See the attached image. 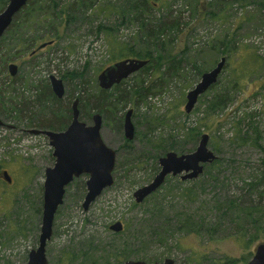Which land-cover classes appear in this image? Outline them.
<instances>
[{
  "label": "rangeland",
  "instance_id": "1",
  "mask_svg": "<svg viewBox=\"0 0 264 264\" xmlns=\"http://www.w3.org/2000/svg\"><path fill=\"white\" fill-rule=\"evenodd\" d=\"M80 1L41 2L43 15L35 11L37 24L29 30L30 38L50 30L46 23L54 12L72 5L78 9L69 15L70 21L63 17L60 37L32 61L12 50L7 34L0 39V58L11 56L8 64L18 69L11 88L29 103L22 119L0 113V120L11 126L0 127V173L7 172L11 179L7 183L0 177V264H26L29 252L37 247L44 170L54 164L48 139L28 131L41 130L40 118L57 110L50 103H34L32 86L43 87L45 81L49 86L50 75L63 82L59 115L84 94L89 102L79 107L80 118L90 124V116L97 112L92 99L99 90L98 74L119 60L138 59L118 57L120 45L152 50L154 59L176 56L175 66L170 68L167 61L150 72L138 71L108 91L100 136L116 153L113 185L87 211L81 208L85 177L66 187L45 248L48 264H115L110 247L125 240L134 252L131 260L147 264L165 259L173 264H246L256 245L264 243V0H166L174 11L171 17L181 20L180 29H169L160 38L164 48L154 47L153 37L129 24L126 0H84L86 7L78 6ZM159 1L150 2L161 9ZM159 12L154 8L153 22L148 23L165 20L168 10ZM23 30L28 31L17 28L16 39ZM106 33L115 38L116 47H110ZM221 58L225 63L215 86L186 114L187 93ZM76 72L83 75H68ZM5 75L7 70L0 79ZM6 88L9 92L10 84ZM223 98L225 105L218 102ZM129 110L134 128L130 141L122 128ZM192 129L197 139L187 138ZM203 134L208 135L207 147L217 162L204 165L202 174L192 180L168 176L155 193L135 204L134 191L159 171L155 146L172 137L178 145L169 152L189 154ZM116 221L127 228L118 237L108 229Z\"/></svg>",
  "mask_w": 264,
  "mask_h": 264
},
{
  "label": "water",
  "instance_id": "2",
  "mask_svg": "<svg viewBox=\"0 0 264 264\" xmlns=\"http://www.w3.org/2000/svg\"><path fill=\"white\" fill-rule=\"evenodd\" d=\"M29 0H8L5 8L0 12V38L9 27L12 18ZM49 43L40 44L37 50L44 48ZM225 59L221 58L216 66L203 73L199 82L186 95L184 111L189 114L197 102L199 96L204 94L217 81ZM147 61L128 58L117 61L104 68L97 76L98 86L102 90H109L113 85H118L130 75L141 70ZM10 77H14L17 66L8 65ZM50 90L57 99H62L65 93L63 82L53 75L48 77ZM71 120L65 130L54 132L49 130H29L30 135H43L49 141L52 149V157L55 159L53 167L44 171L41 225L37 247L28 254L26 264H48L45 256L47 242L51 238L52 223L57 208L63 202L65 187L81 175H87L86 195L82 202V209L86 211L89 205L101 194L102 190L110 187L113 183L111 172L115 164L116 153L105 145L100 136L101 116H92V125H87L79 120L78 100L71 104ZM131 111L124 117L123 133L127 140H132L134 128L131 123ZM5 125L0 120V127ZM209 137L206 134L200 136L196 149L189 154L177 155L167 152L158 159L159 172L152 181L137 189L133 196L137 203L155 192L164 182L166 176L172 174L181 176V181L192 180L202 174L203 166L212 163L216 156L208 149ZM0 177L7 183L11 182L7 172L2 171ZM122 229L120 222L110 226V230L119 232ZM172 259H165L161 263L173 264ZM122 264H147L143 261H127ZM246 264H264V243L256 245L252 258Z\"/></svg>",
  "mask_w": 264,
  "mask_h": 264
},
{
  "label": "trees",
  "instance_id": "3",
  "mask_svg": "<svg viewBox=\"0 0 264 264\" xmlns=\"http://www.w3.org/2000/svg\"><path fill=\"white\" fill-rule=\"evenodd\" d=\"M8 0H0V12L4 9V7L6 6ZM35 1V2H34ZM57 0H29L26 4V6L24 8H22L15 16L13 19L12 24L10 25V27L7 29V31L5 32V34H7L9 41L13 42V48L12 50H14L17 54L19 53H23L26 54V59H28L29 61H32L33 59H36L38 57V53L40 52H35L32 55L31 52L33 50H35V48L37 47L36 44L37 43H44V42H52V44L50 46H52L54 44V40L60 37L61 34V30L58 28V25L60 23L64 22V16L66 15V22L70 21L69 15H73L74 16V10L78 7L72 5L70 7H63V10H61L60 12H57L54 14H51L50 18V22L46 23L48 28L50 29L49 31L46 32V34H44L43 36L40 37H29V30L31 28H33V25H36L37 23H34L33 21V15L35 14L36 10H39L41 12V14L43 15V4L41 2H45V3H52L55 4ZM151 0H126V10L128 12V16H126L125 18H127L129 24L135 25L137 26L140 30H143L146 32V34L149 37H153L154 43L153 46L155 47L156 44L159 45V47L164 48V44L161 43L160 38L169 30L171 29V31L173 30H177L180 29L179 26V21L180 16L172 18L171 14L174 13V11H172L171 8H168L167 3H164L166 0H160V8L159 9L157 7V5L152 4L150 2ZM57 4V3H56ZM78 6H83L86 7L84 0H81L78 4ZM91 6V4H90ZM112 6L109 5L107 8H111ZM154 8H156V13H160L159 10L162 9H166L168 10V12L166 13V19L165 20H157V24H152V23H148V22H153L151 20L152 17V13L154 11ZM159 9V10H158ZM56 11V10H54ZM113 11L115 13V11ZM58 18H57V17ZM21 17V18H20ZM124 17V16H123ZM32 18V22H30ZM46 17H43V19ZM24 21V22H23ZM45 24V25H46ZM20 27H25L26 29H28V31L23 30V32L20 34V36L17 35V39L15 38L16 36V30L17 28L19 29ZM36 27V26H35ZM53 27V28H52ZM100 31H107L106 28H101ZM4 34V35H5ZM107 34V33H106ZM109 34V33H108ZM107 34V38L109 39V45L110 47H114L115 45V38L110 37L111 35ZM27 37V38H26ZM49 46V47H50ZM116 47V46H115ZM157 48V47H156ZM118 50V57H136L138 59L141 60H146L147 64L139 71V72H144L147 73L152 71L154 68H160V65L165 62L167 63V65L172 68L175 66V61H176V56L172 57V56H168L165 60L163 58V56L161 55H157L156 58L154 59V54L152 52V50H146V51H136V49L134 48V46H128V45H124V46H118L117 47ZM158 51V50H156ZM168 59H172L171 62ZM10 60H12L11 56H1L0 58V76H3L4 74H6V70H7V65L8 62H10ZM194 69H198L197 66H194ZM77 73V72H76ZM83 72L80 73H69L68 75L75 77V76H82ZM199 73V70H198ZM64 78V77H63ZM18 78H11V77H7L5 75V77H1L0 79V113H5L6 115H8L10 118L12 117V115H15L16 119H22V115L25 114L28 110H29V103L24 99L18 98L16 95V91L14 88H11L12 86L14 87L15 83L17 82ZM10 84V91H7V88L5 89L6 85ZM48 83H46V81L43 84V87H39L37 85L32 86V97H33V102L40 105L42 103H50V105L52 104L53 108H55L57 111L52 112L49 117L47 118H40V121L38 122V129L41 130H49V131H62L64 130L67 125L69 124L70 121V107L69 105L66 107V110L62 113V114H57L59 107L62 104V100H58L55 98V96L52 94L49 86L47 85ZM119 85V84H118ZM118 85L114 86L112 89L117 88ZM144 85H145V81L141 82L140 85V91L144 90ZM215 86L212 85L209 89H212ZM7 93H9V96L7 97ZM78 94V93H77ZM135 94L139 95V92L135 90ZM148 95V94H146ZM145 95V97H146ZM108 91H104V90H98V94L96 95V98L92 99V101L95 103L96 107V111L101 113V114H105L104 112L106 111V109L109 108V106H107V102H106V97H108ZM71 97V96H70ZM87 97V96H86ZM84 97V94H79L77 99L79 100V107H81V105L84 102H89L88 98ZM122 97V96H121ZM129 97H131V94L129 95ZM218 102L223 103V105L226 104V99L223 98L222 100H218ZM217 102V103H218ZM94 105V106H95ZM95 109V107H94ZM61 113V112H60ZM86 117L89 118V115L86 114ZM198 133L196 130H191L189 132V135L187 136L188 139L193 140V139H197L198 138ZM177 142L175 138L169 137L168 139H166V141L164 142H160V144H158L157 147V151L159 153V155H157V157H155V162L162 156H164L167 152L172 151L173 149H175V147L177 146ZM217 160L213 161V163H216ZM206 167V166H205ZM204 167V168H205ZM2 179V178H1ZM3 180V179H2ZM39 211V210H38ZM126 242H121V246L122 249H120L121 251L116 255L114 254V257L116 259H118L116 262H119V260H126V259H130L133 255L134 252H131L132 250H130L132 248V246H130L129 242L127 240H125ZM67 255V254H65ZM84 257V259H86L87 254H83L82 255ZM88 259V258H87Z\"/></svg>",
  "mask_w": 264,
  "mask_h": 264
},
{
  "label": "flooded vegetation",
  "instance_id": "4",
  "mask_svg": "<svg viewBox=\"0 0 264 264\" xmlns=\"http://www.w3.org/2000/svg\"><path fill=\"white\" fill-rule=\"evenodd\" d=\"M14 16H15V15H14ZM14 16H13V18H12V21H11L10 25H11L12 22H13ZM10 25H9V27H10ZM9 27H8V28H9ZM8 28H7V29H8ZM7 29H6V31H7ZM6 31H5V32H6ZM5 32H4V34H5ZM4 34H3V35H4ZM3 35H2V36H3ZM0 39H1V38H0ZM50 42H51V41H50ZM44 43H49V42H44ZM41 44H43V43H41ZM51 44H52V42H51L49 45L47 44L44 48L37 50V47L40 45V44H39V45L35 48V50H33V51L31 52L30 55H32V54L35 53L36 51H37V52H40V51L44 50L46 47L50 46ZM11 64H13V63H11ZM8 65H9V64H8ZM8 65H7V66H8ZM14 65H15V64H14ZM17 70H18V69H17ZM7 73H8V76H9L8 68H7ZM16 76H17V72H16V75H15L14 77H11V78H15ZM9 77H10V76H9ZM48 81H49V79H48ZM121 82H122V81H121ZM119 84H120V83H119ZM97 85H98V82H97ZM114 86H116V85H113L109 90H104V91H110ZM49 87H50V85H49ZM98 87H99V86H98ZM99 89H100V88H99ZM100 90H102V89H100ZM63 97H64V96H63ZM55 98H56V97H55ZM56 99H57V98H56ZM62 99H63V98H62ZM76 99H77V98H76ZM58 100H61V99H58ZM74 100H75V99H74ZM74 100H73V101H74ZM77 100H78V99H77ZM71 104H72V103H71ZM78 109H79V100H78ZM126 113H127V112H126ZM126 113H125V114H126ZM94 114H99V115L101 116V120H102V115H101V113H99V112H95V113H93V114L90 116V124H87V125H92V116H93ZM131 114H132V112H131ZM70 116H71V105H70ZM124 117H125V116H124ZM130 119H131V117H130ZM70 120H71V117H70ZM79 120L82 121L81 118H80V111H79ZM82 122H83V121H82ZM123 122H124V120H123ZM69 123H70V121H69ZM84 123H85V122H84ZM85 124H86V123H85ZM67 126H68V125H67ZM101 127H102V122H101ZM7 128H8V127H7ZM122 128H123V125H122ZM65 129H66V128H65ZM65 129H64V130H65ZM100 130H101V128H100ZM62 131H63V130H62ZM54 132H60V131H54ZM125 139H126V138H125ZM126 140H127V139H126ZM128 141H130V140H128ZM181 155H182V154H181ZM54 161H55V159H54ZM53 165H54V164H53ZM114 166H115V164H114ZM158 166H159V165H158ZM52 167H53V166H52ZM48 168H50V167H48ZM203 169H204V166H203ZM113 170H114V167H113ZM113 170H112V172H111V176L113 175ZM159 170H160V167H159ZM44 171H45V170H44ZM158 172H159V171H158ZM183 175H184V173L179 174V175H176V176H172V174H170V175H168V176L179 177V179H180V181H181V176H183ZM168 176H166L165 179H166ZM81 177H85V179H86V180L84 181V186H83L84 189H85V192H84V193H85V194H84V197H85L86 192H87V191H86V184H85V183H86V181H87V179H88V176H87V175H81V176H79L78 178H81ZM78 178H74V179H73V180H72V181H71L66 187H68L69 185H71V184H72L75 180H77ZM165 179H164V180H165ZM112 180H113V182H114L113 176H112ZM185 181H187V180H185ZM112 185H113V183H112ZM112 185H111V186H112ZM111 186H110V187H111ZM66 187H65V189H66ZM110 187H107V188H105V189H108V188H110ZM105 189H103L102 192H103ZM138 189H139V188H138ZM136 190H137V189H136ZM136 190H135V191H136ZM157 190H158V189H157ZM135 191H134V192H135ZM102 192H101V193H102ZM155 192H156V191H155ZM155 192H153V193H155ZM153 193H152V194H153ZM64 194H65V192H64ZM133 194H134V193H133ZM100 195H101V194H100ZM100 195H99V196H100ZM150 195H151V194H150ZM150 195H148L147 197H145V198H144L141 202H139V203H137V202L135 201V198H134V196H133L135 204H141V203H142L146 198H148ZM99 196H98V197H99ZM63 197H64V196H63ZM84 197H83V199H84ZM95 200H96V199H95ZM95 200H94V201H95ZM94 201H93V202H94ZM82 202H83V201H82ZM93 202H92V203H93ZM92 203H91V204H92ZM91 204H90V205H91ZM81 205H82V204H81ZM90 205H89V206H90ZM81 208H82V207H81ZM88 208H89V207H88ZM57 209H58V208H57ZM82 210H83V209H82ZM87 210H88V209H87ZM87 210H86V211H87ZM116 222H120V223H121V227H122V229H121L119 232H114V231L110 230V226L113 225L115 222H114L113 224H111V225L108 227V229H109L111 232H113V234H114L115 236L118 237V236L122 235V234L126 231L127 228H126V226H125L121 221H116ZM120 245H121V244H117V247H114V246L111 245V247H110V248L112 249L111 251H113L114 254L117 255V254L121 251L120 248H119ZM114 260L117 261L118 259H116V258L114 257ZM127 261H132V260H131V258H130V259H126V260H119V262H115V264H122V263H125V262H127ZM107 264H108V263H107Z\"/></svg>",
  "mask_w": 264,
  "mask_h": 264
}]
</instances>
